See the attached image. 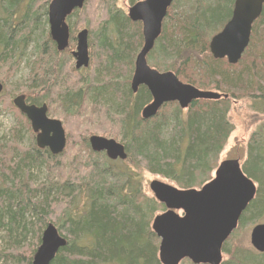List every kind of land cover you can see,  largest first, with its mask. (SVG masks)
Masks as SVG:
<instances>
[{"label":"trees","instance_id":"obj_1","mask_svg":"<svg viewBox=\"0 0 264 264\" xmlns=\"http://www.w3.org/2000/svg\"><path fill=\"white\" fill-rule=\"evenodd\" d=\"M51 1L0 0V69L9 64L16 73L31 50V90L42 86L45 95L27 92V102L47 104L50 115V105L58 100L66 115L78 118L81 125L93 118L86 116L88 106L104 108L109 119L119 123L128 158L120 162L123 170L104 152H94L87 137L81 143L85 155H77L67 133L64 152L53 155L38 148L34 138L29 148L22 147L20 131L11 132V139L0 145V261L32 264L42 233L52 222L68 243L51 264H161L152 222L166 208L145 193L143 174L159 175L181 189H199L213 178L234 131L229 119L233 100L250 99L251 107L264 115V9L253 25L248 48L232 65L215 59L209 44L231 19L235 0H174L148 54L149 65L228 97L196 100L188 109L168 103L156 116L143 119L141 112L152 95L146 86L134 94L130 85L144 44L142 24L133 22L118 0L107 1L105 18L90 38L97 53L96 70H90V77L82 76L68 64L72 54L59 52L50 36ZM71 32L68 49L76 43L72 26ZM240 161L258 190L223 246L229 259L222 264H264V253L238 244L243 230L264 222V120ZM43 173L45 180L37 183ZM182 263L193 264L188 259Z\"/></svg>","mask_w":264,"mask_h":264},{"label":"water","instance_id":"obj_2","mask_svg":"<svg viewBox=\"0 0 264 264\" xmlns=\"http://www.w3.org/2000/svg\"><path fill=\"white\" fill-rule=\"evenodd\" d=\"M87 0H52L49 5V26L53 41L59 52L70 44V27L67 17L82 9ZM174 0H142L129 8L128 16L133 22L143 24L144 44L135 60V72L131 81L133 92L146 86L152 102L142 110V118L158 114L163 105L178 103L187 109L196 100H219L227 98L220 92L202 90L183 82L174 72H160L148 63V54L162 33L166 18ZM264 0H235L231 19L215 34L209 44L215 59H227L229 64L239 63L249 46L252 28L262 15ZM76 69L90 65L89 31L77 34V48L73 52ZM3 84L0 83V93ZM16 108L27 117L36 135L40 149H48L53 155L64 152L67 136L61 120L48 116V105L28 104L26 95L13 100ZM94 152H105L111 160H126L128 153L123 143L113 138L93 135L89 138ZM150 189L166 211L155 216L152 229L160 240L161 264H181L185 259L193 264H222L223 246L238 228L240 218L255 199L257 184L243 171L239 159H225L215 170L214 177L201 188L181 189L170 183L155 179ZM252 247L264 253V222L252 227ZM58 227L49 222L44 229L41 243L32 264H51L59 250L67 245Z\"/></svg>","mask_w":264,"mask_h":264},{"label":"rangeland","instance_id":"obj_3","mask_svg":"<svg viewBox=\"0 0 264 264\" xmlns=\"http://www.w3.org/2000/svg\"><path fill=\"white\" fill-rule=\"evenodd\" d=\"M107 1L109 0L88 1L86 9L81 11L77 16L73 17L70 22V27L72 26L73 29V37H76L78 32L86 28L89 29L91 38V35L95 33L98 24L105 18V6ZM117 4L119 7L124 9L127 14L129 8L133 6L130 4V0H118ZM90 38V66L89 68L83 69L81 71L82 76L86 77H90L91 72L96 70V65L94 64V62H97V59H93V57L97 53L93 47L92 41L90 42ZM76 48L77 42L71 46L66 54L69 55L72 51L76 50ZM30 52L31 50L28 51V56H26L25 59L21 61L19 69L16 73L9 69V64L1 67L0 69V83H2L4 87L2 92L0 93V145L5 144L6 140H10L12 137L11 132L15 133L17 129L20 131L19 141L22 147L29 148L32 144L33 138L36 142V137L34 136L35 133L33 132L31 124L29 123L30 121L24 118L22 113L13 104L14 98L19 94L27 95V92H29L30 95L33 94L34 97L45 95V89L42 86L37 90H31V87H33L34 83L32 82V80L31 82L29 80V78H32L30 67H28V63L31 61ZM75 62L76 60L72 58V60H70L68 64L72 66V68H75ZM225 62L228 64L227 59H225ZM90 70L92 71L90 72ZM125 74L126 78H128L129 72L124 70V77ZM133 74L134 72L130 77V82L132 81ZM70 76L75 77L74 74ZM209 90L220 92L216 89ZM10 99L12 104L10 102ZM58 102L59 101L57 100V102L55 101V103H52L50 105V111L52 113L50 114V116L52 118H57L63 121L67 136L71 138V144H74V146H72V149L77 152V155H79L80 152L81 155H85V145H81V143L83 144L84 137L89 138L94 134L102 135L108 138H115L117 141L121 142L119 123H117L115 119H109V117L105 114L106 110L104 108L101 109L88 106V110H86V116L93 118H86V120H84L85 122L82 123V126L81 124H78V118L66 115L65 111ZM251 106L252 102L250 99L233 100L229 119L234 126V131L232 132L223 152L220 155L219 162L225 159H241L245 157L247 143L250 136L257 128V126L261 123V121L264 120V115L261 113H257ZM75 151H73V155ZM120 162L121 160H118L116 165L120 166L122 169H125V166H121ZM44 174L45 173L41 174L40 176L38 175L37 183L45 180ZM155 179L162 180L176 186L174 182H171L170 180H167L159 175L144 172L143 187L145 193L148 196H154L150 189V183ZM163 212L164 211H160L158 212V214H161ZM250 233V228L243 230L242 235L238 240L239 246L243 249H254L250 242ZM32 238L33 237L31 235L28 239V242H30V244L33 242ZM228 259L229 257L224 254V260ZM0 264H3V262L0 261Z\"/></svg>","mask_w":264,"mask_h":264},{"label":"flooded vegetation","instance_id":"obj_4","mask_svg":"<svg viewBox=\"0 0 264 264\" xmlns=\"http://www.w3.org/2000/svg\"><path fill=\"white\" fill-rule=\"evenodd\" d=\"M140 1H142V0H140ZM138 2H139V1H138ZM50 3H51V2H50ZM49 5H50V4H49ZM75 11H76V10H75ZM75 11H74V12H75ZM74 12H73V13H74ZM73 13H72V14H73ZM48 14H49V6H48ZM72 14H71V15H72ZM71 15L67 17V23H68L69 27H70L69 17H71ZM47 16H49V15H47ZM48 18H49V17H48ZM71 20H72V19H71ZM140 23H141V22H140ZM141 24H142V23H141ZM85 29H86V28H85ZM82 30H84V29H82ZM82 30H81V31H82ZM87 30L89 31V29H87ZM49 31H50V26H49ZM142 32H143V24H142ZM78 33H79V32H78ZM70 35H71V36H70V40H71V37H72L71 27H70ZM50 36H51V34H50ZM51 38H52V37H51ZM89 38H90V31H89ZM52 40H53V39H52ZM76 42H77V36H76ZM54 43H55V42H54ZM55 45H56V48H57V44H56V43H55ZM69 46H70V44H69ZM57 50H58V49H57ZM67 50H69V49L67 48L65 51H67ZM74 51H75V50H74ZM74 51L71 52L73 58H74V56H73V52H74ZM63 52H64V51H63ZM89 53H90V50H89ZM138 54H139V53H138ZM74 59H75V58H74ZM222 60H225V59H222ZM90 61H91V56H90ZM75 64H76V62H75ZM89 66H90V65H89ZM87 68H89V67H87ZM87 68H81V69H77V70L82 71L83 69H87ZM134 72H135V70H134ZM160 72H162V71H160ZM133 75H134V74H133ZM132 78H133V77H132ZM130 85H131V82H130ZM139 88H140V87H139ZM138 90H139V89H138ZM137 92H138V91H137ZM137 92H134V94H136ZM19 95H20V94H19ZM24 95H26V94H24ZM17 96H18V95H17ZM26 100H27V95H26ZM152 100H153V98H152ZM152 100H151L149 103H151ZM27 103H28V102H27ZM149 103H148V104H149ZM28 104H30V103H28ZM148 104H147V105H148ZM167 104H168V103H167ZM43 105H44V104H43ZM147 105H146V106H147ZM165 105H166V104H165ZM41 106H42V105H41ZM163 106H164V105H163ZM187 109H188V108H187ZM160 110H161V109H160ZM48 111H49V107H48ZM48 116L51 117L49 114H48ZM141 116H142V112H141ZM26 118H27V117H26ZM51 118H52V117H51ZM56 119H57V118H56ZM59 120H60V119H59ZM61 121H62V120H61ZM62 123H63V121H62ZM30 124H31V123H30ZM63 125H64V124H63ZM94 135H96V134H94ZM91 136H93V135H91ZM91 136H90V137H91ZM99 136H102V135H99ZM35 137H36V135H35ZM90 137H89V138H90ZM103 137H105V136H103ZM107 138H108V137H107ZM113 139H115V138H113ZM115 140H116V139H115ZM118 142H119V141H118ZM104 153H105V152H104ZM105 154H106V153H105ZM118 160H120V159H118ZM118 160H115V161H118ZM112 161H114V160H112ZM122 161H123V160H122ZM165 208H166V207H165Z\"/></svg>","mask_w":264,"mask_h":264},{"label":"bare ground","instance_id":"obj_5","mask_svg":"<svg viewBox=\"0 0 264 264\" xmlns=\"http://www.w3.org/2000/svg\"><path fill=\"white\" fill-rule=\"evenodd\" d=\"M46 5V4H45ZM28 6V5H27ZM41 10V9H40ZM38 13V12H37ZM42 13V12H41ZM39 15V14H38ZM103 18V17H102ZM88 27V26H87ZM94 32V31H93ZM107 33V32H106ZM31 103V102H30ZM54 105V104H53ZM57 107V106H56ZM3 108V107H2ZM262 114V113H261ZM25 120V119H24Z\"/></svg>","mask_w":264,"mask_h":264}]
</instances>
